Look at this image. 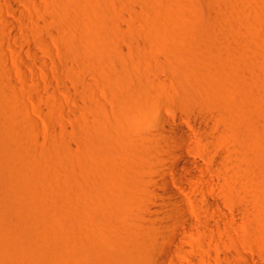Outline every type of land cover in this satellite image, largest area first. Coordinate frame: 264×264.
Returning <instances> with one entry per match:
<instances>
[{
    "label": "rangeland",
    "instance_id": "374dc122",
    "mask_svg": "<svg viewBox=\"0 0 264 264\" xmlns=\"http://www.w3.org/2000/svg\"><path fill=\"white\" fill-rule=\"evenodd\" d=\"M0 15L15 24L0 18V264H156L151 117L188 127L191 99L222 114L215 150L246 141L252 166L217 171L246 205L236 246L181 228L193 244L173 258L264 264V0H0Z\"/></svg>",
    "mask_w": 264,
    "mask_h": 264
},
{
    "label": "bare ground",
    "instance_id": "6f19581e",
    "mask_svg": "<svg viewBox=\"0 0 264 264\" xmlns=\"http://www.w3.org/2000/svg\"><path fill=\"white\" fill-rule=\"evenodd\" d=\"M0 18L14 38V22L6 16L0 15ZM57 101L62 103L60 99ZM191 101V106L186 109L188 127L172 122L158 109H153L151 117L154 123L159 120L165 130L153 132L156 146L163 155L156 158L152 167V181L158 186L153 190V196L162 199L163 203L148 205L150 215L157 212L163 219L162 222H154V226L161 230V234H155L154 240L161 249L156 264H176L173 254L179 259L188 257L189 251L184 244L191 246L193 243L186 239L182 229L197 237L195 243L199 248L207 246L201 236L209 237L219 248L235 247L236 240L230 235L228 226L235 228L238 216L246 210L244 203L224 195L230 192L217 171L234 170L237 174L241 173V180H247L243 169L252 166L245 156L248 144L243 141L234 149L227 145L223 151L215 150L216 145L224 144L227 131L220 122L222 114L206 110L193 99ZM166 170L171 171V177ZM199 202L205 204L204 211L197 207ZM260 205L264 206V200L257 197L253 209ZM217 233L226 235L225 239L216 240ZM235 258L232 253L222 257L223 260ZM249 259L258 263L256 259Z\"/></svg>",
    "mask_w": 264,
    "mask_h": 264
}]
</instances>
